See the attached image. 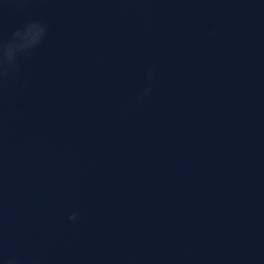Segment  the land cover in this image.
<instances>
[{"label": "water", "instance_id": "1", "mask_svg": "<svg viewBox=\"0 0 264 264\" xmlns=\"http://www.w3.org/2000/svg\"><path fill=\"white\" fill-rule=\"evenodd\" d=\"M11 39L0 264H264V0H0Z\"/></svg>", "mask_w": 264, "mask_h": 264}, {"label": "clouds", "instance_id": "2", "mask_svg": "<svg viewBox=\"0 0 264 264\" xmlns=\"http://www.w3.org/2000/svg\"><path fill=\"white\" fill-rule=\"evenodd\" d=\"M37 23H41L38 20H33L30 21L29 23H27L24 27V29L27 28H31L32 26H34ZM45 26V25H44ZM46 28V26H45ZM21 30H17L12 34V39L18 35L20 33ZM12 39L5 43V44H0V80H3L4 78H6L11 72L14 71H18V65L16 63V58L18 57L19 54H17L15 57H13L11 55L10 49H11V43H12ZM9 49L8 52H4L3 49ZM24 55H30V52H28L27 54ZM149 80L151 79V70L149 71V76H148ZM150 91V88L146 90V93ZM69 220H76L77 216L75 213H73L72 215H70L68 217ZM5 264H20V261L16 258V257H10L5 261ZM33 264H40L39 259H34L33 260Z\"/></svg>", "mask_w": 264, "mask_h": 264}]
</instances>
